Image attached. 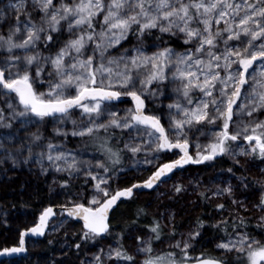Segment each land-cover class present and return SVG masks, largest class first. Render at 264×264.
Returning <instances> with one entry per match:
<instances>
[{
    "label": "snow or ice",
    "instance_id": "obj_1",
    "mask_svg": "<svg viewBox=\"0 0 264 264\" xmlns=\"http://www.w3.org/2000/svg\"><path fill=\"white\" fill-rule=\"evenodd\" d=\"M225 157V186L199 193L224 201L210 225L223 233L218 254L190 255L200 217L157 254L164 229L177 234L175 214L153 216L144 233L148 212L137 207L115 246L81 264H264V0H0V165L55 173L64 196L0 256L24 253L25 236H45L50 221L53 231L81 224L68 245L78 255L112 235L115 213L140 190Z\"/></svg>",
    "mask_w": 264,
    "mask_h": 264
},
{
    "label": "rangeland",
    "instance_id": "obj_2",
    "mask_svg": "<svg viewBox=\"0 0 264 264\" xmlns=\"http://www.w3.org/2000/svg\"><path fill=\"white\" fill-rule=\"evenodd\" d=\"M167 102L168 101H164L165 104ZM130 106L131 103L127 100H125V103L118 105L121 109ZM149 107H153L156 110L155 105L150 104ZM71 144V146L68 145L69 148L79 147V143L76 141ZM227 159L232 163L229 158ZM131 164L132 161L128 157H125L124 165L130 167ZM144 167L150 168V166ZM4 169L8 170L5 171ZM149 174L150 171H144L143 173L135 175L137 176V179H146ZM256 174L257 172L255 169L250 173V175ZM206 175L207 174L200 172L198 169H185L184 171L177 172L171 180H168L166 184L160 185L158 189L149 193L140 192L136 198L139 201H146L147 207L151 204L155 211L154 216H158V218H161L162 214L163 216H167L174 213L175 218L173 224L175 225L178 218V211L180 209L184 213L188 210H193L195 208L193 206H197L200 191L205 188H212L214 190L217 184H219L220 187H224L225 185L221 183V181L227 180L229 176L227 172L221 171L215 174H208L207 177ZM54 178L58 177L55 173L51 172L46 176L40 175L39 168L35 165H22L15 169L12 168L10 162L0 165V248L17 245L19 232L25 228L33 226L34 222H37L39 211L34 213L30 208L33 205L36 206L42 202L40 197L41 189L39 190V188L44 189L46 192L47 204L45 206L63 202L64 196L60 194L61 189L58 185L53 184ZM197 181L200 182L199 187H197ZM232 182L236 183L235 180ZM119 183L126 185L129 183V180L123 179L119 181ZM174 184H183L186 191L176 194L173 189ZM113 186L115 187L116 185ZM15 200H18V202L24 206H16L14 202ZM217 202L223 203L224 201L223 199L217 201L213 198L211 205L215 208ZM219 218L220 217L215 209V219ZM184 219V222L179 224L177 228L178 232L174 238L167 234L161 237V241H154V248L156 249L157 254L172 251V249L169 248V244L173 243L174 240L180 239L181 233L186 236L187 233L195 227L192 220L188 218L187 215L184 216ZM162 222L168 224L166 219L162 220ZM253 223L255 224V221H253ZM51 225L52 221L49 223L48 232L45 236L47 242L49 243V241H51L49 244L53 247V250L49 255H42L39 251L40 241L28 240V253L24 257L16 260L0 261V264H72L69 260L68 245L70 244L77 227L69 221L64 228H61L59 231H53ZM165 229L169 230V228ZM143 232L146 233V230H143ZM65 233H67V235ZM218 240L219 239H206L198 241L197 238L194 242V249L191 251L198 254L202 251H207L214 255L218 254L215 252V243L218 242ZM115 242L116 241L107 236L104 239H98L95 246L90 243L85 249L82 261L90 259L92 254L96 252L99 247H105L106 249L108 245L115 246ZM124 244L125 247L133 250L134 242L132 239L126 238Z\"/></svg>",
    "mask_w": 264,
    "mask_h": 264
},
{
    "label": "trees",
    "instance_id": "obj_3",
    "mask_svg": "<svg viewBox=\"0 0 264 264\" xmlns=\"http://www.w3.org/2000/svg\"><path fill=\"white\" fill-rule=\"evenodd\" d=\"M173 46H175V45H173ZM151 108L155 111V109L153 107H151ZM69 145L71 146L72 144L70 143ZM211 164H212V166H205L204 164H200V165H195V167L192 166V167H187L185 169H187V170L198 169V170H200V172H203V173L208 175V174L219 173V171L226 172L227 168L232 167V163H230V161L226 157L223 160L211 162ZM237 174H239V172H237ZM207 175H206V177H207ZM80 182H82V181H80ZM39 190L41 193L40 197H41L42 202L39 205L38 204L36 206L33 205L30 208V210L33 211L34 213H37L38 211H40L41 208L47 204V202H46L47 199H46V195H45L46 192L42 188H39ZM14 202H15V205L18 207L24 206L21 203H19L18 200H15ZM146 204H147L146 201H139V200H137L136 197H134L133 202L126 203V204L122 205L117 210V212L115 213V216L112 219V223H113L112 235H110L108 237L115 241L116 234L119 233L123 228H125V225L130 222V220L133 216V213L135 212V209L137 207H143V208L147 209V212H148L147 218H144L139 222L140 228L142 230H146V229H144V225L149 224L151 222L152 217L155 214L153 206L151 204H149L147 207ZM193 207H195L193 210H188L185 213L181 209L178 211V215H177L178 218L175 222L176 232H178L177 228H178L179 224H182L184 222V220H185L184 216L185 215H187V217L192 220L194 226L196 225L197 217H200L201 219H203L205 221V227H204V229H202V236L198 237V241H203L206 239H219L223 235V233H220L216 229H213L210 227V225L212 223H214L215 220H217V219H215V208L211 205V203L205 202L203 200V198L200 197V195H199L198 200H197V206H193ZM156 217L158 218V216H156ZM71 223L77 227V230L74 232L72 240L70 241V244H74L76 242H80L79 241V231H80L81 226L74 221H71ZM253 226H254V223H253ZM166 231H169V230L164 229V233L162 234V236H165L169 233ZM168 236H170V235H168ZM90 243L91 242H89L86 246H83L78 255L75 254V249L73 248L72 252L69 253V260L72 262V264H81V261L84 258L85 249L87 248V246ZM52 250H53V247L47 242L46 237H44V239L40 242L39 251L41 252L42 255L44 254L46 256V255H49ZM190 255L192 257H197L200 255V253L198 254L194 251H190Z\"/></svg>",
    "mask_w": 264,
    "mask_h": 264
},
{
    "label": "water",
    "instance_id": "obj_4",
    "mask_svg": "<svg viewBox=\"0 0 264 264\" xmlns=\"http://www.w3.org/2000/svg\"><path fill=\"white\" fill-rule=\"evenodd\" d=\"M125 100H127V101H129L130 103H132L131 102V100H130V98H125ZM189 166H191V165H185L184 167L186 168V167H189ZM155 190V189H154ZM154 190H148V189H142V190H140V192H145V193H149V192H151V191H154ZM54 211H59V209H55L54 208ZM37 222H38V219H37ZM51 222V221H50ZM49 222V223H50ZM78 224H80V223H78ZM34 226V225H33ZM80 226H81V224H80ZM32 227V226H31ZM47 230H48V228L46 229V232H47ZM46 234V233H45ZM44 237V236H43ZM43 237H38V236H33V235H31V234H28V235H26L25 236V248H26V251L24 252V253H18V254H12V255H2V256H0V261H5V260H16V259H19V258H22V257H24L26 254H27V242H28V240H33V241H40V240H42L43 239ZM18 242H19V238H18ZM17 245H18V243H17ZM0 249H2V248H0Z\"/></svg>",
    "mask_w": 264,
    "mask_h": 264
},
{
    "label": "flooded vegetation",
    "instance_id": "obj_5",
    "mask_svg": "<svg viewBox=\"0 0 264 264\" xmlns=\"http://www.w3.org/2000/svg\"><path fill=\"white\" fill-rule=\"evenodd\" d=\"M28 253V252H27Z\"/></svg>",
    "mask_w": 264,
    "mask_h": 264
}]
</instances>
